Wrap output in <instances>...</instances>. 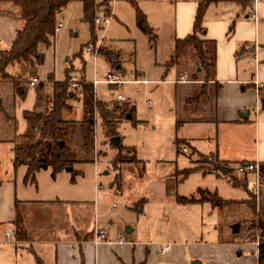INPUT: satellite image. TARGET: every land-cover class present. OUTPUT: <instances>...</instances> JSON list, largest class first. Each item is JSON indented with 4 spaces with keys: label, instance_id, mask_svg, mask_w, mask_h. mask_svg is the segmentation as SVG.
I'll return each instance as SVG.
<instances>
[{
    "label": "rangeland",
    "instance_id": "rangeland-1",
    "mask_svg": "<svg viewBox=\"0 0 264 264\" xmlns=\"http://www.w3.org/2000/svg\"><path fill=\"white\" fill-rule=\"evenodd\" d=\"M3 2L4 5L10 4L13 11L16 9L10 1ZM71 3L67 5L65 15L58 19V22L62 21L63 27L55 32L51 46L42 48L43 62L34 68H30L32 66L29 63H25L26 67L21 64L7 68L10 74L20 78L17 80H21L22 85L27 86L25 92L17 91L12 81L0 79V141L15 139L25 129L24 112L38 110L33 106L36 99L35 86L27 84L31 77H37L38 82L43 83L42 93L48 95L52 81H64L67 70L71 71L70 76L82 70L86 81H98L93 87L96 100L110 105L124 102L134 105V118L137 122L126 115L116 122L120 144L130 147L132 153L124 150L123 163H116L118 146L113 145L111 137L105 135L97 112L93 114L92 148L83 149L79 134L73 131L63 145L77 152L75 160L71 166L56 172L49 166L37 171L34 178L31 176L25 180L26 166L15 167L9 143L0 142V204L2 200L6 201L7 187H2L4 182H11L12 188L16 186L19 200L44 201L46 205L29 206L28 213L35 209L38 214L46 213L51 208L52 200L97 201L101 194L103 196L109 192L113 183H121L123 193L116 194L114 201L117 210L114 213L105 212L107 204H104V219L119 214L127 215L133 201H142L138 209L142 212L134 211L135 214L130 216L136 225L132 237L135 236L154 250L147 264H192L194 260L203 264H256L255 249L249 242L255 237L260 240L261 231L260 227L249 229L248 225L254 221L257 226L259 221L264 222V172H261L257 199L246 190V186L232 182V178L245 181L244 174L237 170L239 162L228 164L230 170L225 173L219 167L212 168L216 171L214 174H203L202 171L182 173L184 169L192 168V163L180 148L181 139L194 136L195 130L192 125H180L178 114L185 108L184 100L182 91L170 80L175 76L176 66H182L180 61L187 59L190 53L187 52L186 56L172 63V50L169 49L166 35L155 32L158 36L150 39L154 33L139 30L136 27L135 9L129 3H120L122 5L117 7L123 25L113 23L110 28L108 26L103 39L102 29L85 19L83 4ZM104 8L101 5L97 11ZM260 33L264 36L263 24ZM93 39H102L99 54L94 60L86 52V46ZM104 43H112V49L119 53L126 80L141 79L142 75L147 82H128L119 88L104 83L106 74L115 69L102 55L111 52ZM186 48L189 51L191 49L198 58L197 52L190 45ZM196 58L193 59L195 65L201 68ZM210 70L211 67H207L205 71ZM23 80L26 82L23 83ZM69 89L73 90L71 87ZM117 94L124 99H117ZM70 104L72 111L65 117L78 121L81 118V102L71 100ZM201 132L209 135V126L202 127ZM197 145L204 151L209 142L206 139L198 140ZM191 153L198 168L210 170L212 156L196 154L194 150ZM246 178V185L251 186L253 175L247 173ZM167 180H173L171 197V193H164ZM206 193L215 194L216 201L188 203L178 199V195L203 198ZM248 197L246 203L240 202ZM236 223H239L240 230L232 234L231 229ZM7 229H12L11 223L0 222V264H37L34 255L6 241L4 234ZM166 244L171 246V251L181 250L174 252L175 260L170 263L166 259L173 252L165 257L155 252ZM209 248L219 252H209Z\"/></svg>",
    "mask_w": 264,
    "mask_h": 264
},
{
    "label": "crops",
    "instance_id": "crops-1",
    "mask_svg": "<svg viewBox=\"0 0 264 264\" xmlns=\"http://www.w3.org/2000/svg\"><path fill=\"white\" fill-rule=\"evenodd\" d=\"M77 1H70L67 5H71V2L82 3ZM103 1L95 0V3L100 5ZM134 1L141 7L146 17L151 30L149 34L154 33L150 39L156 38L157 32L166 35L169 49L172 50L170 55L172 57L175 54L176 40L185 38L193 31L198 0ZM120 3H129L132 6L129 0H110L112 20L108 25L109 28L113 23L123 25L122 17L117 10L118 5H122ZM67 5L63 8L59 18L65 15ZM12 9L10 4L4 5L3 0H0V49L10 47L19 26L17 19L4 13ZM247 10L248 7L242 10L236 2L210 3L203 16L204 33H198L197 36L201 40L213 42L215 66L211 67L209 72L197 67L193 60L196 58L194 52H191V49L189 51V48H184L180 52V57L186 56L187 52L190 55L187 59L180 61L182 66H176L175 76L170 80L175 86L177 85L179 91H182L181 96L185 105L183 112L178 114V121L183 127V124L192 125L195 130L194 136L181 139L182 146L180 147L183 154L191 161L192 168H196L193 171H202L203 174L216 172L212 170L213 164H209L210 170L207 171L198 168L196 159L191 153L192 150L196 154L213 156L214 159L226 164L257 161L261 172H264V107H261L260 102L261 98H264V84L257 93L255 86L251 83L254 63L250 59L251 54L256 51L259 62L258 78L264 81V36L260 33L261 25H264V0H259L255 4L257 21L252 19ZM60 23L62 24V21ZM136 27L138 28L137 24ZM104 44L111 52L102 55L114 66L113 71L124 75L119 53L112 49L114 47L112 43ZM206 46H209L211 53V43ZM42 48L43 46L39 47L41 52ZM21 64L25 66V63H15L10 66ZM140 78L145 82L131 83L144 84L147 82L142 75ZM129 104L134 107L131 102ZM246 111L248 115L244 118L242 114ZM126 116L129 119H135L134 113H127ZM137 121L135 119V122ZM207 126H209V135L201 132V128ZM204 139L209 142V145L203 151L197 142ZM0 142L9 143L13 154L12 140ZM244 178L247 181L246 174ZM10 183H2V187H7V195L6 201L2 200L0 204V210H2L0 222L8 221L14 228V220L17 215L20 216L23 221L24 235L18 238L15 234L13 245L38 257L43 264H147L151 260L154 250L143 241L137 240L135 236L132 237L136 231V225L130 214L142 212L138 210L141 207L139 203L142 201H133L128 207L127 215L119 214L114 218L104 219L105 213L102 207L104 204H107L105 212L114 213L117 210V204L114 201L116 194L123 193L121 183L118 185L113 183L109 187V192L103 196L101 194L97 201L72 199L59 202L52 200L51 208L44 214H38L35 209L28 213L29 206L46 205V203L32 199L19 200L16 186L13 185L14 188H12ZM172 183L173 180H167L164 189V193H171L170 197L173 196L174 190ZM246 188L250 191V186L246 185ZM178 196L189 198L185 195ZM247 201L249 197L240 202L246 203ZM95 221L101 224L100 226L107 233L106 241L99 244H94L92 241V228ZM126 229L130 231L127 232ZM239 230L240 226L237 232L231 229V233L237 234ZM249 243L255 249V263L259 264L257 247L254 243ZM162 247L155 250L156 254L165 257L173 252V255L166 259L168 263L175 260L176 253L174 252H181L177 249L171 251L170 246L168 253L161 254ZM209 252L219 251L209 248ZM209 264L213 263L209 262Z\"/></svg>",
    "mask_w": 264,
    "mask_h": 264
},
{
    "label": "trees",
    "instance_id": "trees-1",
    "mask_svg": "<svg viewBox=\"0 0 264 264\" xmlns=\"http://www.w3.org/2000/svg\"><path fill=\"white\" fill-rule=\"evenodd\" d=\"M10 1L15 10H6L4 13L13 18H17L20 25L16 29L15 37L7 49H0V79H7L13 82L14 87L20 93H24L26 85L21 84V80H17L16 76L10 74L7 68L15 63H29L34 67L43 62L44 55L39 50V47H48L52 44L55 36V28L57 20L63 8L70 1L75 0H5ZM83 4L84 17L92 25H94L93 17L97 9L102 5L106 9L110 8V0H104L100 5L95 3V0H78ZM135 9V18L138 28L143 32L150 33V27L146 21L144 13L134 0H129ZM220 1L236 2L242 10L251 5L250 0H198L196 13L193 23V31L181 40L175 42V54L172 56L171 62H175L180 57L182 49L188 47L197 52V57L201 68L215 66V50L213 42L201 40L197 34L204 33L205 28L202 25L203 16L206 8L210 3ZM95 39L91 44H94ZM212 45V52L206 44ZM249 45V44H247ZM252 47L250 46V49ZM249 50V48H248ZM71 71L67 70V78L64 81H52L51 92L44 95L43 83L38 82L29 85H34L36 90V99L34 109L37 108L42 115L37 116L38 110H26L24 119L26 121L25 129L15 139L12 140L13 164L15 166L25 165L26 174L24 179L28 180L33 177L37 171L52 167L53 172L63 169L66 166H71L75 160L77 152L69 148L65 144L59 147V141H66V137L73 131H76L80 137V145L83 149L89 150L93 146V114L98 113L102 128L107 137L118 136L116 131V122L118 119L125 116L127 113H134V107L129 102L121 104H104L101 100L95 99L92 82H88L83 78L81 70V81L78 90H70L68 80ZM20 79V78H18ZM49 79L51 77L49 76ZM26 81L23 80V83ZM71 100H80L81 102V118L77 121L74 118L65 117L72 111ZM97 109V110H95ZM130 147H124L122 144L118 146V156L116 163H123V151L129 150ZM213 158V156H212ZM210 159L213 168L224 166L226 163L219 162L216 159ZM229 168V167H228ZM196 168L184 169L182 173L187 174ZM230 170V169H229ZM228 170V171H229ZM233 184H243L246 186V180L241 182L232 178ZM249 191V190H248ZM205 197L196 199L194 197H178L182 202H194L209 200L213 203L217 197L215 194L206 193ZM220 204V203H219ZM264 209V207H262ZM260 223V224H259ZM249 222V229L260 227V244L258 246V263L264 264V222ZM16 228V236L22 238L24 235L23 221L20 216H16L14 220ZM256 225V226H255ZM38 264L43 262L36 257Z\"/></svg>",
    "mask_w": 264,
    "mask_h": 264
},
{
    "label": "built area",
    "instance_id": "built-area-1",
    "mask_svg": "<svg viewBox=\"0 0 264 264\" xmlns=\"http://www.w3.org/2000/svg\"><path fill=\"white\" fill-rule=\"evenodd\" d=\"M257 1H259V0H253L251 2V5L248 7V10H247L248 14L252 17V19L254 21L258 20V16H257L256 11H255V4L257 3ZM111 20H112V10H110L109 8L108 9H106V8L100 9L99 11H97L95 13V15L93 17L94 25H97L103 31L102 39L104 36V32H105L106 28L108 27V25L110 24ZM61 25L62 24L60 22H58L56 25L55 31H58L61 28ZM102 39L98 40V41L95 40L94 44H90V45L86 46V52L89 54V57L93 58V60L99 54V48L101 47ZM250 59L254 63V73H253V78L251 80V83L255 86L256 92L258 93L259 89L263 86L264 81H262L258 78L257 66H258L259 62H258V57H257L256 51H254L251 54ZM29 81L31 84H34V83L38 82V78L37 77H31L29 79ZM80 81H81V77H80V72H79V73L72 75L69 78L68 83L72 89L78 90ZM97 82L98 81L95 79L92 81L93 87ZM103 82L106 83L107 85H114L115 87L119 88L121 85L128 83V82L139 83V82H145V81L142 79L126 80L123 77V74L116 72V71H109L106 74ZM116 98L119 100L124 99V97L120 94H117ZM237 170L243 174L250 173L253 175L252 184L250 186V192L257 199L259 197L260 185H261L260 184L261 183V180H260L261 168H260L259 162H257V161L240 162L237 166ZM15 234H16V228L15 227L12 229L6 230L5 234H4L6 241L8 243H13ZM92 236H93L92 241L94 244L102 243V242L106 241V239H107V233L105 232V230L102 227L98 226L96 221L93 224ZM251 242L256 245L257 250H258V246L260 244V240L258 239V237L253 238V240H251ZM169 249H170V245L166 244L160 249V253L166 254L169 252Z\"/></svg>",
    "mask_w": 264,
    "mask_h": 264
},
{
    "label": "water",
    "instance_id": "water-1",
    "mask_svg": "<svg viewBox=\"0 0 264 264\" xmlns=\"http://www.w3.org/2000/svg\"><path fill=\"white\" fill-rule=\"evenodd\" d=\"M260 102H261V107L263 108V107H264V98H261ZM247 115H248V112H247V111L244 112V113L242 114V116H243L244 118H246ZM37 116H38V117L41 116V112H40V111L37 113ZM110 141H111L112 144L115 145L116 147L120 145V137H119V136H113V137H111V138H110ZM58 145H59V147L63 146V141H59V142H58ZM67 169H69V167H67ZM219 169H220L221 172H223V173L228 172V170H229L228 167H224V166H219ZM238 228H239V225L236 223V224L233 226L232 230H233L234 232H237V231H238ZM126 231L128 232V231H130V230H129V229H128V230L126 229ZM192 264H202V263H201L199 260H194V261L192 262Z\"/></svg>",
    "mask_w": 264,
    "mask_h": 264
}]
</instances>
